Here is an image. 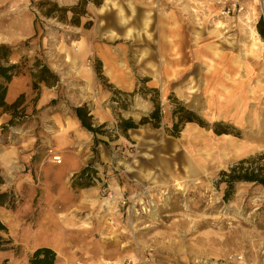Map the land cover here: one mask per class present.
<instances>
[{
	"label": "rangeland",
	"instance_id": "obj_1",
	"mask_svg": "<svg viewBox=\"0 0 264 264\" xmlns=\"http://www.w3.org/2000/svg\"><path fill=\"white\" fill-rule=\"evenodd\" d=\"M105 2L89 3L77 24L70 12L64 21L59 11L45 15L54 3L72 6L58 0H0V45L12 47L9 63L25 71L17 76L31 79L29 91L17 96L25 95L16 116L0 109V155L14 159L8 171L0 167V193L9 200L0 206L8 228L0 232V264H28L40 246L56 251V264H264V187L239 182L226 195V185L219 183L223 170L264 151V90L254 97L239 91V99L229 103L221 94L228 55L244 52L256 38L263 41L256 25L264 5L112 0L103 9ZM96 42L108 59L95 52L82 57ZM37 59L57 74L55 86L33 88L29 70ZM112 60L129 67L136 82L131 91L119 89L108 74ZM261 62L264 68V52ZM196 64L203 76L190 71ZM215 69L220 79L206 88ZM42 86L56 91L54 106L72 110L88 98L99 102L101 89L112 93L109 103L117 117L106 128L111 138L98 135V152L93 135L90 187L73 185L75 173L57 187L51 182L60 177L56 171H41L35 158L26 159L31 151L26 123L41 112L35 103ZM137 87L140 92L132 95ZM148 90L158 92L161 127L147 124L122 135L119 118L138 121L152 111L155 93ZM114 91L126 95L112 101ZM171 95L209 127L189 123L172 136ZM122 99L126 110L119 106ZM224 128L230 133L214 131ZM34 149L53 153L50 145Z\"/></svg>",
	"mask_w": 264,
	"mask_h": 264
},
{
	"label": "trees",
	"instance_id": "obj_2",
	"mask_svg": "<svg viewBox=\"0 0 264 264\" xmlns=\"http://www.w3.org/2000/svg\"><path fill=\"white\" fill-rule=\"evenodd\" d=\"M104 0H79L76 4L72 6H59L54 3L49 12H46L45 15L53 16V12L59 11L61 14L59 19L66 20L65 14L71 13V22L79 24L80 17L87 14V6L89 3H94L96 6H100ZM257 31L261 38L264 41V15L260 17L257 22ZM12 53V47L7 44L0 45V60H5L7 64H0V109L5 112H11L13 116H16L19 113V107L24 103V94H21L14 102L8 103L6 101V95L8 91V85L12 79L24 73L20 63H9L8 59ZM30 73L33 77V88H40L41 83H45L48 86H55L59 81V77L51 68L42 63L39 59L35 61L33 67L30 68ZM149 92H154L155 97L154 107L148 115H143L138 121H135L134 118H119L116 123V129L122 135L128 137L129 131L132 129L140 128L144 125H151L155 128L161 127L162 122V108L161 102L158 97V92L156 90H148ZM140 88L137 87L132 93H139ZM147 93V92H146ZM124 94L121 91H114V96L112 101H115L117 95ZM126 95V94H124ZM170 99L173 103L172 109V125L170 128H167V131L172 136H179L185 124L195 123L201 127H209L203 118H201L195 111L189 109L185 103L179 100L176 96L171 95ZM56 100H53V103ZM128 103L126 100H120L119 106L123 109H128ZM118 106V107H119ZM75 115L80 120L81 125L91 132L94 135L95 145L93 147L94 152H98L97 143L100 141L98 135H107L110 138L112 133L109 130H106L108 123L101 125H95L93 121V114L86 104L76 106L73 108ZM11 122L13 120L11 119ZM214 131L217 134H229L230 132L224 128L223 130ZM106 143V141H103ZM92 162L83 168L80 172L75 173L72 176L71 182L73 185H78L81 188L92 186L91 182V172ZM83 181V182H82ZM239 182L253 183L258 186L264 187V151L251 156L246 159H242L238 163L229 167L227 170H223L220 174L219 183L226 185V195H228L231 189L235 184ZM225 195V196H226ZM8 194L6 192L0 193V206H4L8 202ZM0 232L7 233V226L0 219ZM2 235L0 234V241L2 240ZM1 244V242H0ZM57 253L56 251L49 246H40L30 255L28 264H56ZM6 264V263H4Z\"/></svg>",
	"mask_w": 264,
	"mask_h": 264
},
{
	"label": "crops",
	"instance_id": "obj_3",
	"mask_svg": "<svg viewBox=\"0 0 264 264\" xmlns=\"http://www.w3.org/2000/svg\"><path fill=\"white\" fill-rule=\"evenodd\" d=\"M58 1L61 2L62 5H73L78 0ZM97 43L98 42L91 46L88 51L83 52L82 57H86L89 52H95L97 57L108 59V52L99 54L98 47L96 46ZM115 51L114 49L111 50V54L117 55V52ZM119 57L120 56L117 55L115 58L118 60ZM110 58H112L111 55ZM110 63L107 62L108 74H112L116 69L114 66H117V69H119L124 75V79L122 78L119 81L123 82L121 86L115 78V83L119 86V89L131 91L135 87L136 82L135 79H133V74L130 72L129 67L122 65L119 61L114 62L112 60ZM119 71L117 73H119ZM30 84L31 79L27 75L15 77L9 84L7 102L12 103L20 93L29 91ZM100 94L101 99L99 102L96 101L95 98H88L83 104H87L91 110L95 125L113 123L117 116L109 103L112 93L101 89ZM55 99L56 91L53 87L42 86L40 96L35 103V108L41 110V112H39L38 115H32L29 122L26 123V128L29 130L31 136L27 140V146L31 147V151L29 150L26 159L29 160L35 158L38 162L37 166L40 167L41 171H56L60 177L53 178L51 182L59 187L65 185L70 176L87 166V161L91 158L89 149L92 145L93 134L81 125L80 120L72 109L63 108L62 106H54L55 104L53 103V100ZM78 105H82V103H79ZM1 117L4 119L7 115L5 114ZM134 130L136 129L130 130L129 134ZM47 134L50 138L44 139L41 137V135ZM36 145L42 147L50 145L52 146L53 153L50 154L47 151L35 152L34 148ZM36 153H38V155ZM2 154L0 155V167L1 170L6 172L10 168V164L14 159L12 157L7 158V153ZM54 155L61 157V161L59 162L60 165L56 164L58 162L53 160L52 157Z\"/></svg>",
	"mask_w": 264,
	"mask_h": 264
},
{
	"label": "bare ground",
	"instance_id": "obj_4",
	"mask_svg": "<svg viewBox=\"0 0 264 264\" xmlns=\"http://www.w3.org/2000/svg\"><path fill=\"white\" fill-rule=\"evenodd\" d=\"M111 3L112 0H106L103 9L108 8ZM255 33L257 34V32ZM263 52L264 41H262L260 38H256L252 44L245 47L244 52L240 54L232 53L228 55V63L230 66L229 70H224L223 73H221V77L223 80V92L221 94L225 101L229 103L230 100H234L236 98L239 99V91L244 94L250 93L251 97H254V95H256L258 92L264 90V68L261 65ZM114 67L116 69L112 72L113 78L114 80L116 78V81L121 86L123 82L119 81L124 77V75L121 71H119V69H117V66ZM189 69L191 72H194L196 76H203L199 64L193 65ZM231 69L232 71H235L233 75H231L230 73ZM118 71L119 73H117ZM240 72L245 73V78H240V76L238 77V74H240ZM219 75V70L215 69V71H211L209 73L207 79L206 77H204L206 79V88H209L211 85L216 84L220 79ZM227 81H229L230 83H228Z\"/></svg>",
	"mask_w": 264,
	"mask_h": 264
},
{
	"label": "built area",
	"instance_id": "obj_5",
	"mask_svg": "<svg viewBox=\"0 0 264 264\" xmlns=\"http://www.w3.org/2000/svg\"><path fill=\"white\" fill-rule=\"evenodd\" d=\"M260 3H262L264 5V0H259ZM53 160H55L56 162H60L61 161V157L60 156H53Z\"/></svg>",
	"mask_w": 264,
	"mask_h": 264
}]
</instances>
